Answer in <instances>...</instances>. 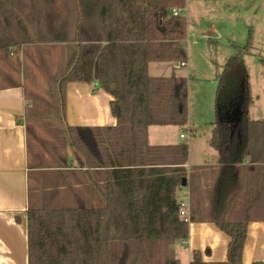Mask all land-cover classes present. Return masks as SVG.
Here are the masks:
<instances>
[{"label":"trees","instance_id":"1","mask_svg":"<svg viewBox=\"0 0 264 264\" xmlns=\"http://www.w3.org/2000/svg\"><path fill=\"white\" fill-rule=\"evenodd\" d=\"M58 1L0 0V52L32 48L41 69L44 45L65 49L63 64L51 78V104L44 107L45 99L34 94L26 112L30 165L65 169L61 181L44 189L41 206L28 210V264H180L172 245L189 235L177 196L187 178L189 148L151 145L148 128L188 123V82L153 77L148 68L150 62L187 59V20L172 12L184 10L187 0ZM250 48L251 41L238 46L219 76L210 139L220 162L211 219L231 238L228 258L207 262L195 250L191 264H243L248 224L264 221V119H248L252 99L244 56ZM71 81H95L109 91L116 126L68 125ZM46 118L53 121L48 130L56 165L36 166L32 122ZM68 145L86 168L112 169L113 188L107 187L106 199H85L93 193L88 183L75 187L64 154Z\"/></svg>","mask_w":264,"mask_h":264},{"label":"crops","instance_id":"2","mask_svg":"<svg viewBox=\"0 0 264 264\" xmlns=\"http://www.w3.org/2000/svg\"><path fill=\"white\" fill-rule=\"evenodd\" d=\"M183 13L187 20V35L183 41L187 65L184 67L190 64L191 40L204 43L203 52L211 62L210 66H214L213 59L220 58L217 65L222 71L237 53L238 46L251 41L250 51L244 56L248 91L252 99L248 119L263 120L264 0H187ZM180 67H183L181 61L150 62L148 72L153 77H185L186 74L179 73ZM8 82L15 84L7 85ZM24 85L0 64V264H28V210L41 206L44 189L52 188L61 181L64 177L61 171H65L64 168L30 165L26 121L29 100ZM112 99V94L98 82L71 81L67 85L66 122L75 127L102 129L116 126ZM190 126L188 91L186 125H152L148 128L151 145L187 144L186 139L190 137L187 134L181 137V130L186 128H190L192 133L189 136L194 137L191 144L188 143L189 157L185 164L187 185L182 186L177 194L178 199L188 202L189 235L186 243L178 240L172 248L180 264H191L195 250L200 251L207 262H224L228 258L231 238L212 221L211 210L208 209V199H212L213 185L220 168L219 154L210 145L213 126L209 125L200 138ZM197 140L200 156L192 160L191 147ZM38 144L41 147V142ZM51 151L50 156L46 155L47 161L56 165L52 163L55 161ZM64 154L69 167L74 170L75 187L84 188L82 185L88 183L93 190L85 199H106L107 187L110 191L113 188L112 169L86 168L82 156L70 145ZM102 190L104 193L100 194ZM111 196L110 192V199ZM256 262H264V221L248 224L242 263Z\"/></svg>","mask_w":264,"mask_h":264},{"label":"rangeland","instance_id":"3","mask_svg":"<svg viewBox=\"0 0 264 264\" xmlns=\"http://www.w3.org/2000/svg\"><path fill=\"white\" fill-rule=\"evenodd\" d=\"M58 3H61L60 0ZM44 47L46 51H42V59L46 63H42L41 69L38 67L39 58L35 55V50L32 48H25L29 49L31 58L25 56V49L22 47L0 52V64L6 66L10 73H13V77L16 80L24 82L26 90L30 93V96L27 95L29 100L28 108L34 104L32 98L34 94L37 98L45 99H43L44 107L48 106L47 102L51 104V78L58 72L64 61L65 49L62 44H46ZM203 48L204 43H201V40L200 42L191 40L189 47L190 64L184 68L180 67L178 70L179 73L183 72V74H186L184 76L188 82L190 127L196 131L197 138L204 135L209 129V125L211 126L216 120V90L219 84V76L223 72L217 65L220 62V58H218L219 61L217 58L213 59L214 66H210L211 62L205 57ZM45 111L48 114V111ZM202 118H204V121H202L204 123L201 122ZM32 123L34 124L36 136L32 139L31 161L37 166L45 165L46 162L49 163L47 156H50V147L52 146L50 143H53L54 140L49 132L53 127V121L51 118H46L43 121L36 119ZM181 131L190 137L186 139V142L191 144L194 137L189 136L190 128L182 129ZM40 140L46 143L45 146L43 145L44 147L41 145L43 149L38 144ZM198 145L199 140L191 147L192 160L200 156ZM180 197H183V195H180ZM208 203V209L212 211L211 199H208Z\"/></svg>","mask_w":264,"mask_h":264},{"label":"built area","instance_id":"4","mask_svg":"<svg viewBox=\"0 0 264 264\" xmlns=\"http://www.w3.org/2000/svg\"><path fill=\"white\" fill-rule=\"evenodd\" d=\"M173 14L177 15V14H182L183 13V10L181 9H177V8H174L172 10ZM187 65V62L185 60L181 61V66H186ZM192 134L191 132H189V135ZM186 134L185 133H182L181 134V137H185ZM180 203V213L182 216L185 217V220L186 221H190V217H189V211H188V202L184 201V200H180L179 201ZM183 240V243H186V238L185 239H182Z\"/></svg>","mask_w":264,"mask_h":264},{"label":"water","instance_id":"5","mask_svg":"<svg viewBox=\"0 0 264 264\" xmlns=\"http://www.w3.org/2000/svg\"><path fill=\"white\" fill-rule=\"evenodd\" d=\"M186 185H187V179L184 178V179H183V184H182V186H186Z\"/></svg>","mask_w":264,"mask_h":264}]
</instances>
